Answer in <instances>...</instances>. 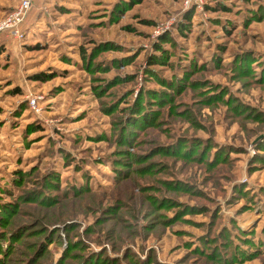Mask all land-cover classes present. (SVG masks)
<instances>
[{"label":"rangeland","instance_id":"374dc122","mask_svg":"<svg viewBox=\"0 0 264 264\" xmlns=\"http://www.w3.org/2000/svg\"><path fill=\"white\" fill-rule=\"evenodd\" d=\"M127 1L0 48V264H264V0Z\"/></svg>","mask_w":264,"mask_h":264},{"label":"built area","instance_id":"2783aa9c","mask_svg":"<svg viewBox=\"0 0 264 264\" xmlns=\"http://www.w3.org/2000/svg\"><path fill=\"white\" fill-rule=\"evenodd\" d=\"M32 1L33 0H18V7L9 15L0 18V41L3 33L14 36L19 40L25 37L22 24L32 8ZM31 105L33 107L36 105V100L34 98L31 99Z\"/></svg>","mask_w":264,"mask_h":264},{"label":"trees","instance_id":"16d2710c","mask_svg":"<svg viewBox=\"0 0 264 264\" xmlns=\"http://www.w3.org/2000/svg\"><path fill=\"white\" fill-rule=\"evenodd\" d=\"M141 1H143V0H128L127 2H129L130 4H132V5H134V4H136L137 2H141ZM8 35L6 34V33H3L2 34V36H1V41H0V48L2 47V46H4V44H6V42H7V39H8ZM154 59H157V57H155ZM149 62H150V64H158V62L157 61H154V60H152V59H150L149 60ZM38 78H40V79H46L45 78V76H42L41 74L38 76ZM136 109H138V108H136ZM135 112H138V111H135ZM140 112H142V111H140ZM139 112V113H140ZM143 115V114H142ZM143 119H145V121H147L148 120V117H147V115L146 114H144L143 115ZM135 120V119H134Z\"/></svg>","mask_w":264,"mask_h":264}]
</instances>
